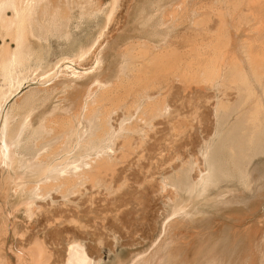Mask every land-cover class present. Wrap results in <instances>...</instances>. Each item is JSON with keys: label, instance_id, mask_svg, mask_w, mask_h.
<instances>
[{"label": "rangeland", "instance_id": "obj_1", "mask_svg": "<svg viewBox=\"0 0 264 264\" xmlns=\"http://www.w3.org/2000/svg\"><path fill=\"white\" fill-rule=\"evenodd\" d=\"M57 1L49 2L59 4L69 15L68 31L64 38L51 37L50 41L26 31L24 38L36 60L31 66L43 64L47 55L51 63L45 70L51 75H42L44 91L37 80L24 82L7 105L14 104L16 118L27 115L31 130L40 134L47 124L69 115L76 120L75 113L84 102L92 105V91L100 93L98 88L104 83L119 84L134 60L145 62L155 49H164L170 58L166 65L151 64L146 72L133 75V80L138 78V86L151 94L165 96L169 108L151 127L142 123L146 133L132 135L131 149L123 156L120 146L125 141L119 138L115 172L104 171L97 184L86 182L70 195L71 200L52 192L51 199L42 203L44 209H28L26 194L17 185L21 176L0 166V264H63L66 244L74 239L86 244L90 256L100 257L99 264H130L154 252L157 261L169 252L168 264H264V142L233 167L231 147L241 138L235 137L246 125L241 120L248 107L214 115L220 95L234 104L237 91L213 89L202 73L213 54H218L223 67L236 66L248 75L250 66L262 67L258 73L264 76V0ZM15 2L25 20L26 0ZM6 13L10 18L11 10ZM18 26L14 24L12 31ZM9 33L4 21L0 26V86L3 66L12 60L9 51L16 46ZM90 47L92 53L82 60L59 61L61 56ZM28 56L23 54L21 60L27 62ZM255 87L260 95L261 88ZM97 99L106 102L100 94ZM88 105L84 106L87 110ZM124 116H128L125 108L113 114L116 128ZM209 142L216 147V179L220 180L190 200L186 193L169 200L172 189L162 190L161 183L174 174L184 181L196 178L197 167L202 166L199 151ZM191 161L197 164L189 176L179 172ZM165 222L166 232L161 233ZM33 246L39 249L30 251Z\"/></svg>", "mask_w": 264, "mask_h": 264}, {"label": "bare ground", "instance_id": "obj_2", "mask_svg": "<svg viewBox=\"0 0 264 264\" xmlns=\"http://www.w3.org/2000/svg\"><path fill=\"white\" fill-rule=\"evenodd\" d=\"M49 1L50 0H26L28 11L26 12L27 18L24 20L19 14L18 9H20V7H18L15 0H0V26L4 25V21L6 22L10 31L9 34L12 36L11 39L14 40L16 45L14 49L9 51L12 60H10L6 66H3L4 83L0 86V166L8 168L11 171L13 169L15 172L13 173L14 175L21 176L20 178L22 180L20 179L21 181L17 182V185L18 189L20 188L19 190H22V192L26 194V205L28 209H32L33 207H35V209H44L42 203L51 199L52 192H60L63 199L71 200L70 195L78 193L79 189L83 187L86 182L97 184L102 178V174H105V172H115L114 169L117 163L116 158H118L115 142L119 138L124 139L125 143L122 144L120 148L122 149L121 156L125 155V153L131 149L129 141L131 140L132 135L140 134L141 132L146 133L142 123H146L145 128L151 127L153 120L158 116L164 115L166 109L169 108H167L165 96H161L160 93L159 95L151 94L146 87L138 86L140 85V80L138 78L133 80V75L136 73L138 74L143 70L146 72L151 64H154L155 66L160 64L163 66L166 65L170 58H167L164 49H162V51L155 49L150 53L149 58L144 57L145 62H140L139 59L134 60L126 69L128 73L119 84L109 86L104 83L98 88L101 90L100 93L99 91L94 90L95 93L93 91L90 93L91 97L90 95H87L90 99L94 98L92 102L90 100L92 105H88L84 102L80 107L81 110H77V113H75L76 111L74 112L76 120L74 116L71 117V115L68 114L69 117H64L61 120L59 119V121H55L54 124H47L45 127L49 130L46 131L45 129L43 133L40 134L37 133V131L31 130V123L28 120V117H26L27 115L23 117L17 116L16 118L12 113L14 104L9 107L7 105L21 89L24 82L37 80L41 85L40 91H44L46 90V86H44L45 81L42 80H44L45 77L49 78L51 75H48L45 70V68L51 63H49V57L48 59L46 58L47 55L45 56L46 59L44 58L43 60V64L40 63L39 65V63H35L36 65L34 67L31 66V63L36 60H34L35 58L30 48V42L28 43L24 38L26 31L29 29L30 33L43 41H50L51 37L62 39L66 36L68 31L67 29L70 22L69 15L64 12L63 7H60L59 4H52ZM6 10H11L12 15L9 16L10 18L6 17L8 16ZM16 23H18L19 26L16 30L12 31L11 28H13ZM91 53V47L85 49L82 48L66 54L63 57L61 56L59 61L69 60V62H73L82 60ZM244 53L247 55L246 51ZM23 54L29 55L27 62L21 60ZM213 55L214 58L209 61V65L202 72L205 81L209 83L213 89L214 87L218 90L221 88L235 89L238 97L235 103L231 104L224 95L221 94L215 103L214 115L217 116L219 113L221 114V112L231 113L238 111L241 108L245 109L244 107H248L243 114V120H241L245 122L246 125L242 129L241 135L235 137L241 138L237 141L236 146L231 147V152L234 153L231 159L234 167L238 159H242L244 154L251 153L264 142V76L258 73V68L262 67L256 68L250 66V70H248L250 75H248V73H246L247 70L236 66L225 64V67H223L220 56L218 54ZM54 67L55 66H53V68ZM63 67H65V65ZM73 73H75L76 76L80 75L78 74L79 72L76 71H73ZM42 75L46 76L44 77ZM255 85H258L261 88L260 95H257ZM147 88L150 87L148 86ZM35 93L36 92H34V94ZM99 94L102 95L106 102H101L97 99ZM130 95L134 96L130 98ZM29 96L28 99L30 98ZM94 104L95 106H93ZM85 105H88V110L87 108L85 109ZM124 108L125 114L128 116L122 117L117 125L118 128H116L112 122L113 114L117 110ZM83 110H85V112H82ZM241 127H243V125H241ZM239 129L241 128L239 127ZM231 137L232 136H230V139H232ZM28 139H31L32 141L29 142ZM227 147L228 144L222 148L226 149ZM219 149L220 148L217 150ZM199 152L202 166L197 167L198 175L196 178L191 179V177H189L184 181L179 175L172 174L173 176L169 181L166 180L161 183L162 190H166V188H170V190L172 189L173 195L168 198L169 200L172 201L178 196L182 197L180 194L183 193H186V196H188L190 200L196 193L201 195L200 193L206 190L211 182L220 180L216 179L219 175V166L216 163V147L209 142ZM227 156L228 155H226V157ZM228 158L230 157H227V159ZM243 159H245V157ZM196 164L197 162L194 163L191 161L188 163L187 168H182L179 172L182 173L186 171L189 176L192 167ZM238 164L240 165V163ZM233 167H231V169ZM240 167L243 166L241 165ZM242 169H244V167ZM222 174H220L221 178ZM227 176L224 177V179L229 177ZM229 179L230 178L227 180ZM233 180L230 179L231 182ZM227 183L229 184L230 182L228 181ZM102 184L104 185V183ZM196 197L194 196V198ZM182 207L183 206L180 208L183 210L184 207ZM166 227L167 223L165 222L163 223L161 233L163 231L166 232ZM34 247L35 246L31 249L29 248L30 251H34ZM41 247L42 246H40V248ZM35 248L39 249L37 246ZM35 250L37 251V249ZM152 254L154 255L155 252ZM152 254L145 260L139 258L136 261L130 262V264L169 263V252H165L164 256H161L162 260L160 261H157L155 258L156 256H153ZM34 260L36 259L34 258ZM99 263L100 257L94 258L90 256L86 244L82 240L74 239L66 244L63 264Z\"/></svg>", "mask_w": 264, "mask_h": 264}]
</instances>
